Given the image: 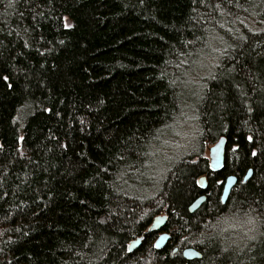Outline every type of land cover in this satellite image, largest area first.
Masks as SVG:
<instances>
[{
  "label": "trees",
  "instance_id": "1",
  "mask_svg": "<svg viewBox=\"0 0 264 264\" xmlns=\"http://www.w3.org/2000/svg\"><path fill=\"white\" fill-rule=\"evenodd\" d=\"M185 107L198 144L155 179L158 133ZM222 137L240 145L225 204L197 155ZM156 217L167 246L152 232L130 253ZM0 264H264V0H0Z\"/></svg>",
  "mask_w": 264,
  "mask_h": 264
},
{
  "label": "rangeland",
  "instance_id": "2",
  "mask_svg": "<svg viewBox=\"0 0 264 264\" xmlns=\"http://www.w3.org/2000/svg\"><path fill=\"white\" fill-rule=\"evenodd\" d=\"M223 46L224 42L221 44H214L212 49L210 48V51L206 54L203 61H201L196 69L198 73H195L194 82H197L199 77H207L212 73L215 66L219 62ZM198 92L199 91L197 89H191V97L195 101L199 97ZM195 101L193 102L194 104L196 103ZM185 109L186 110L181 118H175V121L167 125L158 133L160 136L156 139L157 143L155 144L157 145L155 146V160L153 162V164L155 163V177H153L155 179L157 178V175L161 178V176L165 174V170L170 168L168 165L184 157L188 154V152L194 151L198 144L200 130H198V125L195 122L196 115L193 114L192 109L186 107ZM208 154V151L205 150V155L207 156ZM234 221L235 219L232 220V218L225 219L226 228L221 229V232L215 236L221 238L222 240L232 238L237 229H239L238 224L236 225V223H231Z\"/></svg>",
  "mask_w": 264,
  "mask_h": 264
},
{
  "label": "snow or ice",
  "instance_id": "3",
  "mask_svg": "<svg viewBox=\"0 0 264 264\" xmlns=\"http://www.w3.org/2000/svg\"><path fill=\"white\" fill-rule=\"evenodd\" d=\"M63 27L68 28V27H71V25L64 23ZM2 79L7 82L9 80V77L3 76ZM7 86L9 88L12 87L11 84H8ZM248 111L251 112L252 109L249 108ZM246 139L249 143L253 142L252 136H248ZM204 150H207L209 152V155L204 156L203 155ZM239 150H240L239 144H225L223 141V138H221L219 142L212 141V146L210 148H209L208 141H204L202 143L201 152L197 153V155L203 159L207 168H210L212 172L217 173L216 178L212 180L213 184H220L221 186H223L228 179H231V177H227V176L224 179H220L219 172L221 169L225 171L227 170L228 163L231 159V154L237 153ZM251 156L253 157L257 156V152L255 149L251 151ZM193 163H196V161H193ZM216 165H220V168L217 169ZM248 171L251 172V170H248ZM212 172H206L204 176H202L200 179L194 180L193 182L194 187L207 189V187L209 186L207 183V178L211 177ZM196 175H199V174L197 173ZM146 231L154 233L155 230L147 228L146 226ZM163 239H165V237L160 236L157 242L155 243L154 247L159 248L161 246L159 243V240H163ZM133 243H135V241H133ZM128 251L129 252L133 251L131 244L128 245Z\"/></svg>",
  "mask_w": 264,
  "mask_h": 264
},
{
  "label": "water",
  "instance_id": "4",
  "mask_svg": "<svg viewBox=\"0 0 264 264\" xmlns=\"http://www.w3.org/2000/svg\"><path fill=\"white\" fill-rule=\"evenodd\" d=\"M223 138V141H224V143L225 144H228L227 143V138L226 137H222ZM221 140V138L219 139V141ZM218 141V142H219ZM212 145H209V148L211 147ZM209 153V152H208ZM209 155V154H208ZM216 168L217 169H219L220 168V165H216ZM251 170V172H249L248 171V173H247V175L245 176V178H244V182H247L250 178H251V176H252V174H253V169H250ZM212 171V170H211ZM222 171V169L220 170V172ZM213 173H215V172H213ZM231 177V179H228L227 181H226V183L224 184V190H223V195H222V203L223 204H225L227 201H228V199H229V197H230V195H231V192H232V190L235 188V186L237 185V183H238V179H237V177H235V176H230ZM202 190H206L205 188H201ZM206 199H207V197L205 196V195H203V196H201L200 198H198L192 205H191V207L189 208V212L190 213H194L195 211H197L201 206H202V204L204 203V202H206ZM166 222H167V217H156L153 221H152V223H151V225H150V229H153V230H155L154 232H162V234H160L159 236H158V238H157V240L159 239V237L160 236H164L165 237V239H163V240H159V243H160V247L159 248H157V247H155L157 250H162V249H164L166 246H167V244L169 243V241H170V238H171V236L168 234V233H166V232H163V230H164V228H165V225H166ZM149 233H152V232H148L147 231V233H145V235L143 236V237H140V238H138V239H136V240H134L135 241V243H131V246H132V249H133V251H131L130 253H132V252H134L135 250H137L138 248H140L141 247V245H142V243H143V239H144V237L147 235V234H149ZM157 240H156V242H157ZM155 242V243H156ZM183 256L185 257V259H187V260H193V259H200L201 257H202V255H201V253H199L198 251H196L195 249H193V248H188V249H186L185 251H184V253H183Z\"/></svg>",
  "mask_w": 264,
  "mask_h": 264
},
{
  "label": "flooded vegetation",
  "instance_id": "5",
  "mask_svg": "<svg viewBox=\"0 0 264 264\" xmlns=\"http://www.w3.org/2000/svg\"><path fill=\"white\" fill-rule=\"evenodd\" d=\"M209 163H210V162H209ZM246 175H247V174H246ZM246 175H245V176H246ZM232 176L237 177L236 175H232ZM245 176L243 177V182H244V178H245ZM229 177H230V176H229ZM237 179H238V177H237ZM207 183H208V179H207ZM238 183H239V179H238ZM238 183H237V184H238ZM222 194H223V193H222ZM222 194H221V200H222Z\"/></svg>",
  "mask_w": 264,
  "mask_h": 264
},
{
  "label": "bare ground",
  "instance_id": "6",
  "mask_svg": "<svg viewBox=\"0 0 264 264\" xmlns=\"http://www.w3.org/2000/svg\"><path fill=\"white\" fill-rule=\"evenodd\" d=\"M223 190H224V186H223ZM222 193H223V191H222ZM160 235V234H159ZM170 235V234H169ZM171 239V238H170ZM156 249V248H155ZM157 250V249H156ZM185 251V250H184ZM184 251H183V253H184ZM177 252V249H175L174 250V253H176ZM183 253H182V255H183ZM184 257V256H183ZM185 258V257H184Z\"/></svg>",
  "mask_w": 264,
  "mask_h": 264
}]
</instances>
